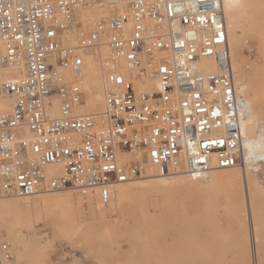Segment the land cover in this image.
<instances>
[{"label":"built area","instance_id":"obj_1","mask_svg":"<svg viewBox=\"0 0 264 264\" xmlns=\"http://www.w3.org/2000/svg\"><path fill=\"white\" fill-rule=\"evenodd\" d=\"M90 6L114 11L84 30L75 12ZM66 33L76 35L75 46L63 42ZM102 46L111 53L100 59L110 68L103 111L78 114L82 54ZM202 60L215 70H201ZM121 64L126 76L117 72ZM8 65L23 67V75L0 84L11 100V111L0 113V196L97 191L107 205L113 187L142 175L123 154L165 176L203 178L249 163L247 110L236 94L222 0H0V67ZM154 80L157 91L136 90ZM53 97L57 117L48 115ZM50 165L62 172L48 174ZM255 178L264 188V160ZM11 258L0 242V264Z\"/></svg>","mask_w":264,"mask_h":264},{"label":"rangeland","instance_id":"obj_2","mask_svg":"<svg viewBox=\"0 0 264 264\" xmlns=\"http://www.w3.org/2000/svg\"><path fill=\"white\" fill-rule=\"evenodd\" d=\"M257 7L263 11L264 0H255L256 9L252 8V19L264 26V11ZM253 40L249 37L239 54L246 78L252 70L260 74L256 84L262 88L264 100V62H257ZM226 179H220L213 191L204 187L189 193L138 190L122 204L116 197L107 205L95 202V210L90 203L84 204L88 195L84 198L78 192L65 191L84 202L77 208L80 226L41 221L31 231L25 226L24 233L22 226L20 232L26 239L33 231L45 247L29 244L20 258L0 230V242L7 243L12 254L7 264H264V197L235 186V178ZM52 196L50 193L44 197ZM18 199L14 200L24 209L26 200Z\"/></svg>","mask_w":264,"mask_h":264},{"label":"bare ground","instance_id":"obj_3","mask_svg":"<svg viewBox=\"0 0 264 264\" xmlns=\"http://www.w3.org/2000/svg\"><path fill=\"white\" fill-rule=\"evenodd\" d=\"M222 2L236 94L244 100L247 110V113H245L241 119V126L244 137V157L247 163H249L245 168L241 169L238 167L218 169L203 178L192 177L185 173L165 176L160 175L155 167L144 162L141 157H132L129 154H123L122 162L126 163L133 161L140 163L142 175L128 183L118 184L112 189V198L116 197L118 204H122L123 201L129 199L130 196L138 190L155 192L179 191V193L182 191L189 193L193 189L204 187L207 188L208 191H213L215 190L214 188H218L220 179L222 180L226 178H235V186L239 188L243 187L249 191L248 194H260L264 197V194L258 186V181H255L257 179L254 180L250 175V173L255 175V172L259 168V162L264 160V100L262 99L263 97H261L262 91L260 89L262 88L257 87L256 84L257 76L260 74L257 75V72L252 70V75L246 78V74L243 71L244 61L240 57L242 54H239L243 43L246 42L249 37H252L257 47V62H264V26L258 20L252 19L254 14L252 13V8L255 7V0H222ZM113 11L114 10L111 7L90 6L88 8L78 9L75 12V16L84 30H90L99 20L113 14ZM116 11L117 13H124L126 10L124 7L120 6ZM127 28L130 29V25H128ZM74 37L71 34L66 33L63 37V42L75 46L76 40ZM82 56L84 65L81 72L80 83L84 92L85 103L84 105L76 107L75 112L78 114L100 113L103 111L104 107V79L107 71L110 70V68L107 69L106 67L101 66L100 59L107 61L110 60L111 53L107 47L102 46L99 49L87 50ZM254 64L256 65V63ZM199 67L204 72H212L215 70L214 63L211 60H202L199 63ZM258 71L261 70L259 69ZM117 72H120L125 76L127 75L124 64H121ZM22 75L23 67L14 65L2 66L0 67V84L15 80ZM64 76L67 81L72 80V75L69 72H65ZM135 87L138 92H144L143 90H145V92L151 93L157 91L158 83L155 80L147 81L145 83H137L135 84ZM51 100L52 107L48 111V115L50 117H57L59 115V101L55 97ZM10 111L11 100L0 95V113L6 114ZM46 171L50 175H57L62 172V168L50 165L46 168ZM224 189L226 188L224 187ZM226 191L232 192V189ZM206 193L207 192L204 194ZM52 194L54 195L52 197H44L48 195L47 193L27 198L17 197L26 200V203L23 206L25 207L24 209H20L19 202L14 200L17 199L15 198L16 196H0V230L4 232L7 242L15 247L17 257H21V254L25 249L30 247L29 244L35 248L45 247L38 239H36V234H34L33 231L28 233L29 239H26V237L22 235V230L23 233L24 230H26L25 226H30L29 228H31L37 226L36 224H41V221H47V223L65 221V224L79 225L80 220H78L79 217H77V208L79 209L78 206L84 202L74 197L71 192ZM161 194H163V192ZM134 197L135 196H133L131 200L134 199ZM31 199H34L32 203L28 201ZM86 199L87 200L84 203L86 205L87 203L92 205L93 203L95 204V202L97 204V202L100 201L97 191L89 194ZM162 202H164V199ZM250 202H253L252 199H250ZM165 203H168V201H165ZM100 204L102 203L100 202ZM97 205H99V203ZM168 205L171 206L169 203ZM88 209L89 208H87V210ZM87 212L88 211H86V213ZM22 226H24V228H22ZM21 228L22 230L20 232ZM29 230L31 231L34 229L31 228ZM7 262L8 261H5L3 263L2 261L1 264H7Z\"/></svg>","mask_w":264,"mask_h":264}]
</instances>
